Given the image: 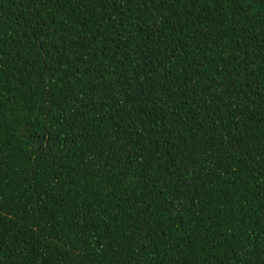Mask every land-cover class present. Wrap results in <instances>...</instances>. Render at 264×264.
Masks as SVG:
<instances>
[{
  "label": "trees",
  "instance_id": "1",
  "mask_svg": "<svg viewBox=\"0 0 264 264\" xmlns=\"http://www.w3.org/2000/svg\"><path fill=\"white\" fill-rule=\"evenodd\" d=\"M0 264H264V0H0Z\"/></svg>",
  "mask_w": 264,
  "mask_h": 264
}]
</instances>
